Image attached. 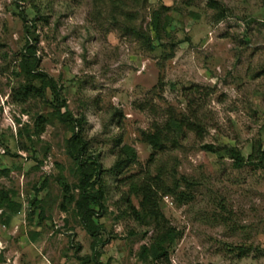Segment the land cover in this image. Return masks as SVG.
<instances>
[{"label": "rangeland", "instance_id": "374dc122", "mask_svg": "<svg viewBox=\"0 0 264 264\" xmlns=\"http://www.w3.org/2000/svg\"><path fill=\"white\" fill-rule=\"evenodd\" d=\"M215 1L226 9L218 22L209 0H0V264H155L156 224L133 194L146 175L182 192L159 193L174 239L157 264H264V158L248 163L264 151V0ZM155 24L160 41L131 30ZM26 42L40 59L30 75ZM36 71L78 125L59 118L49 89L16 97L41 86ZM172 114L199 129L155 153L141 133ZM74 135L103 169L95 237L75 209ZM121 149L129 162L111 171Z\"/></svg>", "mask_w": 264, "mask_h": 264}, {"label": "trees", "instance_id": "16d2710c", "mask_svg": "<svg viewBox=\"0 0 264 264\" xmlns=\"http://www.w3.org/2000/svg\"><path fill=\"white\" fill-rule=\"evenodd\" d=\"M121 1V0H120ZM132 3L138 4L140 2H145L146 0H128ZM209 5L216 10V21H220L226 17V9L220 5L215 0H209ZM117 5L115 8H118ZM120 8V7H119ZM132 31L136 32V34L140 37L146 39L149 43L152 40L160 41V35L157 25H153V28L150 29L148 33L142 31H135V29H131ZM25 33H29V27H25ZM23 68L27 74H33V71L37 68L39 63V57L35 54L34 47L29 43L26 42L23 52ZM32 77L41 81V86H36L34 84H26L18 88L15 92L16 97L20 101H26L29 98H36L45 97V90L49 89L52 95L54 96L55 100L58 102L56 104V110L59 115V118L63 121L74 123V125H78L79 121L76 119H72L69 112L61 113V109L64 105L63 102L59 101L60 99V91L57 86L56 81L51 77L48 76L46 73L41 71H36ZM188 88V92H193V89ZM197 88H194V91ZM187 97V102L190 104L193 100ZM40 121H44L42 117L38 118ZM185 127L189 131H198L199 124L195 120H191L188 118L177 119L173 114L168 116L166 124L161 126H154L153 131H144L141 133L142 140L144 143L148 144L153 152H163L165 148V143H170L171 145L175 144L177 137L183 134L182 128ZM77 135L72 136V141L75 140L74 143L71 145L70 153L72 158L74 159L78 172L81 175L80 184L78 187V196L76 197L75 209L77 210L82 222H84V226L86 230L90 234V236L95 237L99 232V226L95 225L93 221V217L96 215L98 216L104 210L103 206V196L104 192L102 186L99 185L100 176L103 173L102 165L95 157H91L87 160L82 159L83 152L85 150L84 145H79V140L75 139ZM207 148V146H205ZM123 152L121 149L118 153L115 164L113 165L111 171H121V168L129 162L128 155ZM153 155V153H152ZM151 155V156H152ZM256 155V156H255ZM132 159H134L135 154L132 152L131 154ZM232 157L234 158L235 163L238 166H242L243 164L247 163L244 161L243 156H241L237 151L232 153ZM264 158V151H259L257 154L252 153L249 156L248 163H258L255 161H260ZM163 174V173H162ZM164 175V174H163ZM172 185L168 186L164 183L159 175L151 177L149 175L143 176L137 184L134 186L133 194L139 196V207L141 211L152 218L156 224V231L154 236L152 237V244L150 249L153 253V260L159 261L162 258L167 259L165 244L171 242L174 239V229L172 226L168 225L167 221L164 219L162 212L158 207V200L160 199V192L163 195L168 194H176L178 193L180 196L182 192H179V180H175ZM181 180L187 182L185 177H181ZM95 186L98 188L95 190ZM178 191V192H177ZM63 200L70 202L72 201L73 197L69 193V186L68 184H64L63 186ZM7 206L10 210H17L18 205L9 199H6ZM92 207H97L98 210H94ZM61 208L64 210L63 206ZM137 213V212H135ZM146 254V250H144ZM162 260H160L161 262Z\"/></svg>", "mask_w": 264, "mask_h": 264}]
</instances>
